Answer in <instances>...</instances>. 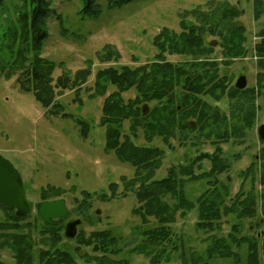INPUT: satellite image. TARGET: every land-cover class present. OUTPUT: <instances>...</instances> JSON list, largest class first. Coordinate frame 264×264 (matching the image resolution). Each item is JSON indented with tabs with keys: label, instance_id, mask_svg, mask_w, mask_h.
<instances>
[{
	"label": "trees",
	"instance_id": "16d2710c",
	"mask_svg": "<svg viewBox=\"0 0 264 264\" xmlns=\"http://www.w3.org/2000/svg\"><path fill=\"white\" fill-rule=\"evenodd\" d=\"M5 1L0 0L1 7ZM82 1L81 13L84 15L97 16L102 10L97 0ZM131 1L134 0H107L106 5L112 8ZM251 2L253 18L264 17V0ZM13 7L14 20L7 19L0 26V76L6 79L15 77L19 88L31 92L45 113L67 116L58 96L66 89L78 93L92 76L93 61L86 59L84 68L72 73L64 70L54 78L53 72L56 66H63L62 62L56 64L41 56V45L48 36L45 19L52 11L50 0H17ZM242 13L241 8L228 0L197 6L180 16L178 32L168 27L158 31L152 39L156 53L149 62L136 66H109L96 69L93 74L91 92L87 96L90 99L105 96L98 118V125L104 127L105 151L113 152L120 162L130 164L133 171L131 177H122L121 192L117 191L119 184L114 181L108 185L109 193L81 191V200L75 198V209L84 217L93 197L108 200L119 194L133 193L137 205L132 213L140 219L141 225L147 227L139 231V243H136L135 235L139 234L136 230L143 227L136 225L131 230L129 244H138L131 251L144 252L150 256L152 264L169 256L163 247L167 243H172L173 248L177 246L172 240L171 225L180 217L186 218L193 208L197 210L195 229L208 233L205 250L208 260L232 258L239 263L244 249L243 264H264V241L259 245L255 235H239L243 220L255 218L258 209L264 215V146L247 168L241 170L240 187L232 196L228 178H219L231 167L221 144L229 140L242 143L254 125L255 101L264 91V26L257 33L260 39L255 45L259 57L255 85L243 89L235 88L232 77L221 73L219 63L212 57L215 48L206 41L208 36L218 39L224 65L234 58L244 57L248 53L246 29L237 23ZM171 54L182 56L184 60L171 62L166 59ZM97 56L100 62L118 61L120 53L113 45L105 44ZM110 87L114 90L106 95ZM129 90L135 94L125 100L122 94ZM225 99L228 101L226 112L217 104ZM144 105H148L147 111H143ZM76 120L81 135L86 137L87 122ZM125 122L129 124L126 129ZM140 137L144 144L137 143ZM176 137L185 142L191 139L195 145L200 143L199 140L209 141L214 150L195 156L191 162L172 165L164 177L157 178L164 149L151 141L160 138L168 145L170 139ZM203 159L209 161L207 169L200 166ZM198 180L204 187L195 201H189L185 187ZM247 180L251 186L246 190ZM64 192L65 189L48 184L41 187L39 193L41 200H45L62 196ZM0 207L4 213L0 220V247L12 251L14 264H32V238L24 230L38 225L24 222L29 214L18 216L14 208L2 203ZM36 217L41 222L39 234L49 235L41 238L44 243L48 239L49 246L39 250V264H78L73 252L84 259V264H127L126 260L111 258L122 248L120 238L110 229L92 230L87 235L79 230L74 237L77 245L71 251L56 247L62 238V224L46 225L37 214ZM223 219L227 223L233 220L225 236L217 234L222 229ZM82 247H89L91 253L82 252ZM208 260L191 259L192 264H208ZM0 264L4 263L0 261Z\"/></svg>",
	"mask_w": 264,
	"mask_h": 264
},
{
	"label": "rangeland",
	"instance_id": "374dc122",
	"mask_svg": "<svg viewBox=\"0 0 264 264\" xmlns=\"http://www.w3.org/2000/svg\"><path fill=\"white\" fill-rule=\"evenodd\" d=\"M212 1L220 0H134L112 8L106 5L107 0H97L102 10L97 16H88L81 13L82 0H50L52 11L45 19L48 36L41 45V56L56 64L62 62L63 66H56L53 77L56 78L64 70L72 73L84 68L86 59L93 61L92 76L84 82L79 92L66 89L58 96V101L63 105L61 108L67 116L45 113V109L34 99L31 92L19 88L15 77L6 79L0 76V154L20 173L28 201L33 204L42 201L40 189L48 184L65 189L64 195L56 197H63L66 200L69 212L65 216V221L79 220L76 231L78 233L79 230H83L86 235L92 230L110 229L120 238L119 244L122 248L120 253L111 257L114 260H126L127 264H152L150 256L144 252L131 251L132 248L139 246L138 244L136 246L129 244L131 230L136 225H141L140 219L132 213L133 207L137 205L133 193H127L125 196L119 194L108 200L93 197L89 211L84 217L75 209L77 204L75 198L81 200V191L109 193L108 185L114 181L119 184L117 191L121 192L122 177H131L133 171L130 164L120 162L113 152L105 151L104 127L98 125V118L101 115L100 105L105 96L92 99L87 96V93L91 92L93 74L96 69L109 66H136L149 62L156 53L152 39L161 28L168 27L178 32L180 16L185 11L197 6L204 7L206 3ZM228 1L243 10L237 18V23L246 29L248 53L224 65L218 39L208 36L206 41L216 42L215 45L211 44L215 48L212 57H215L214 59L219 63L221 73L230 75L233 84L239 76L244 75L247 87H250L255 85L256 81L259 57L255 45L260 39L257 33L264 26V17L259 20L253 18L251 0ZM15 3L17 0H6L4 5L0 6V26L4 25L7 19L14 20ZM105 44H111L118 50L120 53L118 61H99L97 53ZM166 59L171 62L184 60L182 56L172 54L167 55ZM113 90L114 88L110 87L106 95ZM134 94L133 90H129L122 95L127 100ZM205 99L211 102L207 97ZM227 103L225 99L217 104L221 111L226 112ZM255 103L257 111L254 125L247 131L243 142L229 140L221 144L223 155L231 162V167L227 172L219 175V178L223 180L228 178L231 196L240 187L241 170L247 168L253 157L264 146V140L258 135V127L264 123V91L257 97ZM76 119L87 122L86 137L81 135ZM128 125V122H125L124 128L126 129ZM199 141L200 143L195 145L191 139L185 142L182 138L176 137L170 139V143L166 145L160 138H154L151 143L164 149V157L156 177H164L167 169L172 165L191 162V159L203 152H213L214 145L209 141ZM137 143L145 142L140 137ZM200 166L202 169H207L209 161L203 159L200 161ZM195 172H198L196 167ZM255 185L258 189V184ZM250 186L247 180L244 189L247 190ZM203 187L204 184L200 180L189 182L185 187V195L189 201H195ZM196 212V208H193L187 213L186 218L180 217L171 225L172 240L177 246L171 247L172 243L163 246L169 256H165L164 261L158 264H192V258L204 262L208 260L205 253L209 242L208 233L195 229ZM3 217L4 213L0 207V220ZM225 219L218 235L225 236L231 229L233 220L227 223ZM27 221L38 225L37 228L25 229L24 232H29L32 238V264H39V250L48 249L49 246V240L46 239L44 243L41 238L49 235L39 234L41 222L37 220L34 209L24 220ZM241 223L239 235H255L259 245L264 241V215L259 209L255 218L243 220ZM141 226L143 227L137 228L136 231L139 232L147 227V225ZM63 231L64 227L60 233L61 241L56 247L74 251L77 245L75 236L67 237ZM138 235L140 232L135 235L138 241L136 243H139ZM232 247L237 249L234 245ZM81 250L91 253L89 247H82ZM73 253L78 264L85 263L84 259L78 258L76 252ZM12 256L10 249L0 247L2 263L14 264ZM243 263H245L244 249L241 251L239 263L232 258L208 260V264Z\"/></svg>",
	"mask_w": 264,
	"mask_h": 264
},
{
	"label": "water",
	"instance_id": "95a60500",
	"mask_svg": "<svg viewBox=\"0 0 264 264\" xmlns=\"http://www.w3.org/2000/svg\"><path fill=\"white\" fill-rule=\"evenodd\" d=\"M215 41L212 42L215 45ZM247 86L244 75L239 76L235 81V88L243 89ZM147 111L148 106L144 105ZM258 135L264 140V123L258 127ZM0 203L7 207L16 209L18 216L27 215L32 209H35L37 215L46 225H59L63 222L64 216L68 213L66 200L56 198L43 200L36 204L28 201L20 173L14 165L0 154ZM57 218V219H56ZM79 220L69 222L65 226L63 234L67 237L75 236L76 225Z\"/></svg>",
	"mask_w": 264,
	"mask_h": 264
},
{
	"label": "flooded vegetation",
	"instance_id": "af4514ba",
	"mask_svg": "<svg viewBox=\"0 0 264 264\" xmlns=\"http://www.w3.org/2000/svg\"><path fill=\"white\" fill-rule=\"evenodd\" d=\"M66 223H68V221H65V217H64V222L62 223L63 227H65Z\"/></svg>",
	"mask_w": 264,
	"mask_h": 264
}]
</instances>
